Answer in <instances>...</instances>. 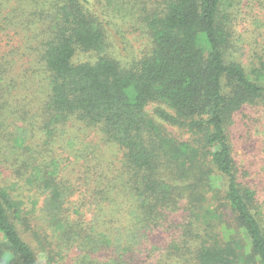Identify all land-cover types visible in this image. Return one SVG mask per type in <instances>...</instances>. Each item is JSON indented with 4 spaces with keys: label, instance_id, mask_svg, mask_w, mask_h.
Listing matches in <instances>:
<instances>
[{
    "label": "trees",
    "instance_id": "1",
    "mask_svg": "<svg viewBox=\"0 0 264 264\" xmlns=\"http://www.w3.org/2000/svg\"><path fill=\"white\" fill-rule=\"evenodd\" d=\"M235 1L0 0L38 72L18 96L0 63V264H264V200L227 130L264 106V52L236 34ZM107 16L139 21L133 57Z\"/></svg>",
    "mask_w": 264,
    "mask_h": 264
},
{
    "label": "rangeland",
    "instance_id": "2",
    "mask_svg": "<svg viewBox=\"0 0 264 264\" xmlns=\"http://www.w3.org/2000/svg\"><path fill=\"white\" fill-rule=\"evenodd\" d=\"M95 9L101 11L106 0H90ZM138 3L143 0H136ZM233 10L235 16L234 28L243 40L246 51L258 54L264 52V0H236ZM9 3H5L8 6ZM138 6L136 11L138 12ZM6 13V12H4ZM111 14V11L107 13ZM136 15V14H135ZM110 19L108 29L113 38V49L119 59L126 60L144 47L146 38L144 29L139 21L134 26H120V19L107 16ZM131 22L127 21V23ZM17 31L18 33H16ZM25 34L21 28H0V63L9 65V75L17 83L18 96L30 97L34 87L38 85V72L31 51L26 49ZM249 53V52H247ZM33 62V63H32ZM228 138L232 147L236 163L247 174L246 179L258 186V195L264 200V106H244L234 113L233 122L228 126ZM76 134L86 144H97L96 136L88 130H77ZM98 141V139H97ZM100 153L105 154L111 161L117 162V151L107 144L100 142ZM58 155L71 161L74 159L73 150L57 149ZM65 161V160H64ZM164 236L160 237L163 240ZM40 264L45 260L39 258Z\"/></svg>",
    "mask_w": 264,
    "mask_h": 264
}]
</instances>
